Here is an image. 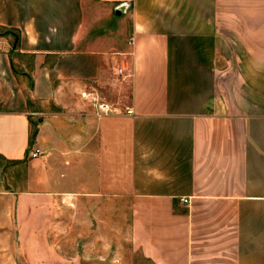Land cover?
<instances>
[{
    "label": "crops",
    "instance_id": "obj_1",
    "mask_svg": "<svg viewBox=\"0 0 264 264\" xmlns=\"http://www.w3.org/2000/svg\"><path fill=\"white\" fill-rule=\"evenodd\" d=\"M0 43V264H264V0H0Z\"/></svg>",
    "mask_w": 264,
    "mask_h": 264
},
{
    "label": "rangeland",
    "instance_id": "obj_2",
    "mask_svg": "<svg viewBox=\"0 0 264 264\" xmlns=\"http://www.w3.org/2000/svg\"><path fill=\"white\" fill-rule=\"evenodd\" d=\"M118 19V18H117ZM107 27H112V22L106 24ZM103 28V27H102ZM103 234V233H102ZM101 234V235H102ZM83 251L84 253V264H125L126 256L125 252L121 248L115 246L112 247H101V248H84V249H70L72 252ZM133 260V258H132ZM134 264H140V258H134ZM128 264H131L130 262ZM133 264V262H132Z\"/></svg>",
    "mask_w": 264,
    "mask_h": 264
},
{
    "label": "built area",
    "instance_id": "obj_3",
    "mask_svg": "<svg viewBox=\"0 0 264 264\" xmlns=\"http://www.w3.org/2000/svg\"><path fill=\"white\" fill-rule=\"evenodd\" d=\"M2 51H3V48H2L1 43H0V52H2ZM122 72H123V70L120 69V73H122ZM101 112L108 114L110 112H113V110L108 105L104 104L101 106ZM128 113L132 114L131 111H128ZM43 156H44V153L40 149H33L31 152L32 158H39V157H43ZM185 202H188V201H185Z\"/></svg>",
    "mask_w": 264,
    "mask_h": 264
},
{
    "label": "water",
    "instance_id": "obj_4",
    "mask_svg": "<svg viewBox=\"0 0 264 264\" xmlns=\"http://www.w3.org/2000/svg\"><path fill=\"white\" fill-rule=\"evenodd\" d=\"M117 14H121V11L120 10H117Z\"/></svg>",
    "mask_w": 264,
    "mask_h": 264
}]
</instances>
